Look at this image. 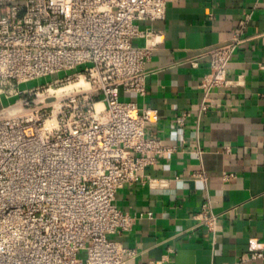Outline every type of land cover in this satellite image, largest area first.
<instances>
[{"label": "built area", "instance_id": "obj_1", "mask_svg": "<svg viewBox=\"0 0 264 264\" xmlns=\"http://www.w3.org/2000/svg\"><path fill=\"white\" fill-rule=\"evenodd\" d=\"M171 1L0 0V264H128L138 256L111 236L145 216L115 201L174 151L150 132L159 111L130 98L146 96L147 63L162 37L141 24L165 19ZM247 23L191 60H209L199 116L217 89L242 84L229 65ZM187 120L184 113L175 122ZM196 218L215 231L209 205ZM249 252L264 260V242L251 239Z\"/></svg>", "mask_w": 264, "mask_h": 264}, {"label": "crops", "instance_id": "obj_2", "mask_svg": "<svg viewBox=\"0 0 264 264\" xmlns=\"http://www.w3.org/2000/svg\"><path fill=\"white\" fill-rule=\"evenodd\" d=\"M244 20L247 41L229 65L243 82L217 89L199 116L209 60L199 58L198 67L191 60ZM141 26L162 37L147 63L146 96L130 98L159 111L150 132L174 151L148 167L145 183L118 191L122 211L145 217L112 239L138 252L128 264H264L249 252L251 239L264 242V0H173L165 19ZM204 204L217 217L215 231L196 218Z\"/></svg>", "mask_w": 264, "mask_h": 264}, {"label": "rangeland", "instance_id": "obj_3", "mask_svg": "<svg viewBox=\"0 0 264 264\" xmlns=\"http://www.w3.org/2000/svg\"><path fill=\"white\" fill-rule=\"evenodd\" d=\"M50 80H52V77H49V78H46V79H42V80H38V81L31 82V83L29 84V86H35V85L42 84V83L47 82V81H50ZM11 101H14V100H11ZM2 103H6V104H7L8 101L3 100ZM0 107H1V102H0Z\"/></svg>", "mask_w": 264, "mask_h": 264}, {"label": "bare ground", "instance_id": "obj_4", "mask_svg": "<svg viewBox=\"0 0 264 264\" xmlns=\"http://www.w3.org/2000/svg\"><path fill=\"white\" fill-rule=\"evenodd\" d=\"M80 84H83V82H81Z\"/></svg>", "mask_w": 264, "mask_h": 264}]
</instances>
